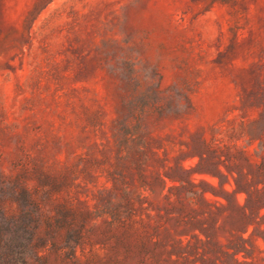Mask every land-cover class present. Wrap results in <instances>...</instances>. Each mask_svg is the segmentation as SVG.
<instances>
[{
	"label": "rangeland",
	"instance_id": "374dc122",
	"mask_svg": "<svg viewBox=\"0 0 264 264\" xmlns=\"http://www.w3.org/2000/svg\"><path fill=\"white\" fill-rule=\"evenodd\" d=\"M29 264H264V0H0V231Z\"/></svg>",
	"mask_w": 264,
	"mask_h": 264
},
{
	"label": "trees",
	"instance_id": "16d2710c",
	"mask_svg": "<svg viewBox=\"0 0 264 264\" xmlns=\"http://www.w3.org/2000/svg\"><path fill=\"white\" fill-rule=\"evenodd\" d=\"M33 249L23 234L9 229L0 231V264H29Z\"/></svg>",
	"mask_w": 264,
	"mask_h": 264
}]
</instances>
